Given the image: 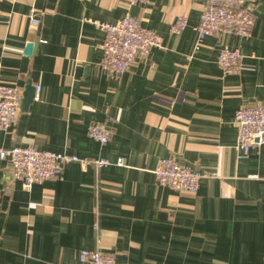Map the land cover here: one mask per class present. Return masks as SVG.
<instances>
[{"label":"crops","instance_id":"1","mask_svg":"<svg viewBox=\"0 0 264 264\" xmlns=\"http://www.w3.org/2000/svg\"><path fill=\"white\" fill-rule=\"evenodd\" d=\"M205 3L0 0V84L21 90L0 148L89 161L24 188L0 159V264H81L82 249L119 264H264V145L238 158L234 122L241 106L264 105V0H253L248 37L221 31L196 48ZM127 13L162 47L114 77L101 65L105 32L90 20ZM178 17L187 23L173 34ZM223 47L239 49L237 73L218 66ZM91 124L111 130L106 144L88 135ZM165 157L205 173L196 193L157 181Z\"/></svg>","mask_w":264,"mask_h":264},{"label":"built area","instance_id":"2","mask_svg":"<svg viewBox=\"0 0 264 264\" xmlns=\"http://www.w3.org/2000/svg\"><path fill=\"white\" fill-rule=\"evenodd\" d=\"M149 0H128L129 5L146 3ZM253 0H206L199 22L195 28L197 45L205 36L221 31H232L240 37H248L254 24ZM30 24L37 25L39 20L30 16ZM89 21V19H88ZM105 32L101 44V65L114 77L121 76L137 55L147 56L153 48H161L160 37L151 29L140 24L137 17L125 14L115 23L90 20ZM186 18L178 17L171 24L170 31L179 34L186 26ZM216 62L225 74L237 73L241 69V55L238 48L223 47L219 50ZM40 86H36V93ZM21 90L15 86L0 84V129L7 130L19 113ZM234 122L237 127L235 148L238 158H245L251 149L264 145V105H243L235 111ZM88 135L100 144H106L111 137V130L103 124H91ZM0 159L9 164L13 179L30 188L34 183L58 177L63 166L81 161L76 155L51 150H39L32 146H14L0 148ZM96 167L108 163L106 159L93 161ZM116 165L123 166L124 158L118 157ZM155 176L160 184L168 185L180 192L194 194L200 179L205 173L194 171L180 164L173 157L162 158L155 168ZM81 264H119L115 254L98 249H82L79 253Z\"/></svg>","mask_w":264,"mask_h":264}]
</instances>
